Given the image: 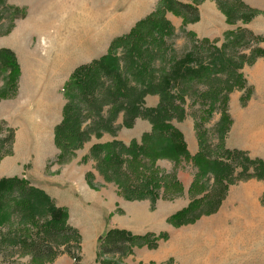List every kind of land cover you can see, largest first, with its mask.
<instances>
[{"label": "trees", "instance_id": "1", "mask_svg": "<svg viewBox=\"0 0 264 264\" xmlns=\"http://www.w3.org/2000/svg\"><path fill=\"white\" fill-rule=\"evenodd\" d=\"M200 1L160 0L161 7L155 8L136 22L129 33L111 43L107 53L75 67L63 86L66 101L62 119L54 127L55 142L62 152L65 146L61 143L65 139L78 144L87 137L88 132L76 133L77 126L90 113H95L104 106L109 111L123 112L124 123L128 127L139 117L148 120L150 128L139 139L133 138L127 144L120 140L95 144L91 148V156L115 162L109 166L103 165L98 170L106 181L116 184L120 196L128 200L149 199L151 204L160 197L172 198L182 193L177 168L182 161L191 162L195 172L189 194L194 196L186 207L167 218L174 226L193 222L201 214L216 209L215 206L201 209V201H205L208 189L202 181L208 176H212V183L225 180L232 159L239 158L242 164H246L242 165L243 170L252 167L254 175H247L249 178L258 177L264 182V161L261 158L224 146V138L231 124L227 105L229 95L234 90L244 89L241 101L244 102L249 97L250 89L245 85L242 68L251 65L257 58L264 57V47L260 45L263 37L248 27L239 26L236 30L225 31L221 44L217 46L214 43L205 51L203 46L208 45L206 43L211 40L199 39L192 31L183 27L181 31L190 37L192 47L181 58L176 59L172 49L176 31L165 12L179 14L186 22L193 21L198 18L197 5ZM225 11L229 15L231 8L226 7ZM255 13V10L248 9L243 13L247 16L242 15V18L247 21ZM213 41L217 42L215 39ZM238 46H245L247 50H237ZM229 47L231 51L228 50ZM117 49L121 50V54L117 53ZM5 52L14 55L8 48H0V54ZM156 57L164 62L170 60L171 68L155 74L151 66ZM192 81L209 82V87L201 92L210 100L209 113L217 109L221 96L225 99L217 121L220 145L214 157L207 153L202 138L198 135L199 150L190 154L183 134L175 124L186 116V110L182 94L179 97L172 94V82L190 85ZM148 94L159 96L155 107L145 106L144 98ZM5 128L6 124L0 121V132ZM6 130L11 144L15 129L8 126ZM9 151L10 149L1 154L0 158ZM163 159L172 163V170L166 171L158 164ZM88 179L92 185V178L87 177ZM240 179L231 178V183ZM4 180L8 186L0 199L6 198L8 213L43 219L41 227L35 230L29 243L33 259L44 264L60 253H66L73 264H94L82 260L80 231L69 222L66 206L57 205L48 193L29 180L18 177ZM228 186L229 183H225L224 191ZM166 238V233L135 234L125 228L111 227L99 236L97 260L101 264H118L117 259L129 255L134 248H154L160 239ZM52 244L56 247L53 248Z\"/></svg>", "mask_w": 264, "mask_h": 264}, {"label": "rangeland", "instance_id": "2", "mask_svg": "<svg viewBox=\"0 0 264 264\" xmlns=\"http://www.w3.org/2000/svg\"><path fill=\"white\" fill-rule=\"evenodd\" d=\"M157 7H161L160 0H0V43L2 41L11 42L13 48L8 49L14 54L13 56L9 52L0 54L2 61L0 62V99L13 96L18 92L21 69L27 70L33 65H39L42 69L50 68L60 71L61 76L65 79L62 89L57 92L64 100L63 110L66 101L63 95V86L74 68L107 53L111 43L116 42L120 36L129 33L136 22L145 18ZM170 13L172 12H165V15ZM181 17L183 18V16ZM228 17L231 19L235 16L229 14ZM185 25L186 21L183 18L180 28L174 27L176 32L172 49L176 59L181 58L192 47L190 37L181 31ZM238 27L231 30H236ZM210 40L211 42L206 43L208 45L203 46L205 51H208L214 43L219 46L223 36L215 38L217 42L213 41L214 39ZM238 49L247 50L245 46H238ZM228 50L231 51V47ZM116 51L121 54L120 49ZM171 66L170 60L164 62L156 57L152 61L151 69L155 70L156 74L161 73L163 69L169 70ZM209 85L207 81H192L190 85L172 82L171 92L178 97L182 94L186 115L193 118L197 135L202 138L207 153L214 157L217 155L220 145L217 121L220 110L224 107L225 99L221 96L217 109L209 113L208 101L210 100L201 94ZM246 87L250 89L249 85ZM239 90L244 91V89ZM16 100L19 102L15 103L16 109L11 111V123L3 122L6 124V128L12 126L15 132L17 131V135L15 136L14 133L13 141L10 144L6 128L0 132V155L10 149L8 154L0 158V161L4 162L8 169H15V173L0 176V197L8 186L4 179L9 177L29 180L46 193L48 192L45 186L50 185L47 188L57 198L60 193V196L68 200L70 223L83 226L88 221L85 218V213L98 215L101 212L98 205H102V203L98 204L93 200L91 191L86 190L87 193H83L80 184H87L86 189L92 190L96 195L101 196V193L104 192L103 198L105 199L108 195L114 198L117 194L116 184L106 181L98 170L103 165L109 166L115 162L112 159L102 161L99 157H92V146L113 140H120L127 144L129 142L127 140L134 133L136 139H139L141 135L139 136L137 129L142 131L145 122H140L136 126V130L133 131L129 129V125L124 123V116L119 117L121 112L109 111L108 107L104 106L97 112L90 113L77 126L76 133L88 132L87 137L78 144L65 139L64 143H61L65 146L61 152L59 145L55 142L54 129L51 141L25 142L22 140L24 127L20 122L22 121L20 116L25 114V110H18V107H22L24 103L20 96ZM32 104L35 105V102L30 101L31 107ZM46 119L51 121L53 117H46L42 119V122H45ZM37 137H42V135H37ZM229 164L228 176L222 182L212 183V176H208L202 181L208 189L205 201H201L200 207L207 209L215 206L216 209L201 214L200 217H203L198 222V226H186L179 230L201 234L211 229L220 230L222 233L218 238L221 241L220 246L203 247L198 245L196 250L187 246L185 249L181 248L184 252L178 255V258L176 255L168 261L158 264H175V262L176 264H264V190L257 199V205H240L237 200L233 203L226 202L225 206L221 205L230 185L234 186L254 175L251 166L247 170L242 169V165L246 166V164H242L239 158L230 160ZM67 169L76 170H69L68 173ZM63 173L74 177L84 175L85 181H77L76 178L74 181L63 179L60 176ZM87 177L92 178V185ZM231 178L241 179L231 183ZM256 178L262 181L258 177ZM227 182L229 186L224 191V185ZM2 198L0 199V264H43V262L33 259L29 250L30 240L33 238L35 230L41 227L43 219L36 216L29 218L24 215H10L5 204L6 198L4 200ZM154 204H151L150 201L151 209ZM120 211L119 207L115 208V212L120 214ZM212 213L213 216H209ZM95 221L100 222L101 219L96 216ZM195 221L173 226L180 227L193 224ZM159 233L167 234V231L155 234ZM196 235L199 236V234ZM88 242L89 239L84 238L86 246ZM52 247L56 246L52 244ZM58 249L61 247L58 246ZM194 252L196 253L193 255ZM190 255L194 256L196 260L187 263L186 257H191ZM123 258L117 259V263L126 264ZM126 262L146 264L132 260Z\"/></svg>", "mask_w": 264, "mask_h": 264}, {"label": "crops", "instance_id": "3", "mask_svg": "<svg viewBox=\"0 0 264 264\" xmlns=\"http://www.w3.org/2000/svg\"><path fill=\"white\" fill-rule=\"evenodd\" d=\"M226 7L231 8L229 14L235 17L229 19L225 11ZM197 8L198 18L186 22L185 25V29L192 31L196 37L208 39L221 38L225 31L235 29L237 26H245L263 37L260 45L264 47V0H201ZM248 9L255 10L256 13L245 21L242 15ZM166 17L175 28H180L183 24L181 16L170 13ZM2 47L13 48L12 43L7 41L0 43V48ZM242 70L246 78V85L250 86L249 97L243 102L241 101V96L244 91L234 90L230 93L228 114L231 118V124L224 138V146L246 151L251 157H259L264 161V57L257 58L251 65H245ZM64 80L60 71L50 68L42 69L39 65H33L27 70L21 69L18 80V92L13 96L0 99V121L11 123V111L16 109L15 103L19 102L16 99L20 96L24 104L22 107H18V110H25V114L20 116L22 118L20 122L24 127L22 140L25 142H35L36 140L51 141L54 126L62 118L64 100L57 92H60L62 89ZM20 91L21 93L19 94ZM144 99L145 106L147 107H155L159 102V96L156 94H148ZM30 101L32 103L35 102V105L32 104L31 107ZM30 110L31 112H29ZM120 116H123V112H121ZM46 117H53V119L51 121L46 119L45 122H42V119ZM142 121L145 122L142 131L149 130V121L140 117L135 119L129 129L135 131L136 126ZM175 124L183 134L189 153L194 154L197 152L199 150V139L194 128L193 118L186 115L182 120L176 121ZM142 131L137 129L139 136L142 134ZM16 135L17 131L15 132ZM37 135H42V137H37ZM135 136L134 133L127 141L136 138ZM158 164L165 168L166 171L172 170L170 169L172 168V163L168 160H159ZM67 170L69 173V170L75 171L76 169ZM14 171L15 169H8L5 163L0 161V176L13 175ZM194 172L195 168L191 162L182 161L177 168V178L181 182L182 193L173 198H158L152 209L148 199L130 201L118 193L114 198L108 195L105 199L103 198L105 196L104 192L99 196L92 190L86 189L87 184H80L83 193H87L86 190L91 191L93 193V200L98 204L102 203V205H98V208L101 209L98 215L85 213V218L88 220L87 223L83 226H77L81 236L82 260L85 263L101 264L97 260L98 240L99 236L109 229V227L125 228L135 234L167 231L168 237L160 239L156 247L141 246L134 248L132 254L123 258L126 264H131L127 263V260L146 264L165 262L176 255L178 258V255L184 252L182 249H185L187 246L194 250H196V246L198 245H202L203 247L220 246L221 241L218 240L222 235L220 230L211 229L206 232L204 231L202 232L203 235L193 231H179L186 226L199 224L198 222H200L203 216L193 224L182 225L180 227H174L166 221L169 215L186 207L189 203L191 199L189 197V187L193 181ZM68 173H63L60 176L69 181H74L75 178L77 181H85L84 175L74 177ZM48 186L50 185H46L45 187L48 194L54 199V202L59 206H66L68 208L69 220L70 207L68 200L60 196V193L58 194L59 198H57L47 188ZM263 190V182L255 177H251L234 186L230 185L221 205L225 206L226 202L233 203L236 200L239 201L240 205H257V199ZM185 201L186 203H184ZM116 207L120 208V214L115 212ZM86 212L88 211L86 210ZM96 216L101 219L100 222L95 221ZM209 216H213V213ZM196 234H199V236ZM84 238L89 239L87 246L84 243ZM203 238L205 240H202ZM190 256L186 257L188 260L185 259L187 263H189L188 261L196 260L194 256ZM175 260L177 261L176 258ZM44 264H73V260L66 253H60L51 261Z\"/></svg>", "mask_w": 264, "mask_h": 264}]
</instances>
